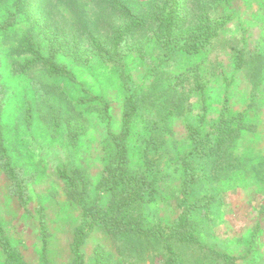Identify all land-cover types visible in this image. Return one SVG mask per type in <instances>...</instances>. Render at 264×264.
Returning a JSON list of instances; mask_svg holds the SVG:
<instances>
[{
  "label": "rangeland",
  "instance_id": "obj_1",
  "mask_svg": "<svg viewBox=\"0 0 264 264\" xmlns=\"http://www.w3.org/2000/svg\"><path fill=\"white\" fill-rule=\"evenodd\" d=\"M115 1L130 15L111 0H0V27L15 15L0 28V264L6 246L74 264L91 220L83 264H264V0H179L168 46L164 0ZM119 139L131 194L105 189ZM181 215L198 241L170 240Z\"/></svg>",
  "mask_w": 264,
  "mask_h": 264
},
{
  "label": "trees",
  "instance_id": "obj_2",
  "mask_svg": "<svg viewBox=\"0 0 264 264\" xmlns=\"http://www.w3.org/2000/svg\"><path fill=\"white\" fill-rule=\"evenodd\" d=\"M111 2L115 6L120 7L123 11H125L127 15H130L129 12L128 11L126 12V10L122 8L119 4H117L115 0H111ZM161 16H162L161 22L166 29L165 45L168 46L172 42V33L178 25L179 0H164V6L161 11ZM14 18H15V15H13V17L7 20L0 28L6 29L7 27L14 24ZM205 29L206 31L209 29V34H210L209 39L211 40L216 35L218 31V26L210 27L208 23L207 26L205 25ZM119 44H120L119 41L118 43L115 44L116 55H119L120 49L117 50L119 48L118 47ZM92 45L94 46V49L99 51L101 54L105 56L109 55V53H107L108 52L107 49L103 46L101 41H99L98 39H94L92 41ZM205 45H207V43H204V41L200 43L197 42V43L191 44L188 49L190 51L198 52L201 49H203ZM34 54H36V57H37L35 60V63H42L45 66H47L50 74L54 76L68 75V72L64 68L57 66V64L53 60H46L40 57L39 51L38 53H34ZM124 119H125L124 126L127 127L128 121H129L128 116H125ZM200 136H201L200 132L198 131L194 133L193 138H195L196 141H200L201 139ZM120 139L122 140V138ZM120 139L117 140L116 142L114 153L107 167V179H106L105 189L111 191L119 187L120 185H124V190L126 191V193L131 194L134 183L136 182L135 181L136 179H134V177L131 176V173L128 171L126 167V150ZM60 175L63 179H67V182L69 183V185L73 189L76 190V181L73 177L68 175L66 172H61ZM142 180L144 181L145 184L147 183L146 179H144L143 177H142ZM140 192L142 193V195H144L143 191L140 190ZM79 201L82 205V200L79 199ZM96 213L97 211L95 210L93 218H92L93 220L96 218ZM91 229H92V220L88 222V224L82 230L81 234H79V236L75 240L74 250H73L74 256H75L74 264H83L82 254H81L80 249H81V245L84 239L87 237ZM171 233L172 234H170L169 238L170 240L173 239L174 242H192V241L196 242L198 241V239L194 237L195 233H194L193 222L186 215H181L179 217L178 221L173 225L171 229ZM6 250L11 259L9 264H25L23 261H21V259L16 254L13 253L12 249H9L6 246Z\"/></svg>",
  "mask_w": 264,
  "mask_h": 264
}]
</instances>
